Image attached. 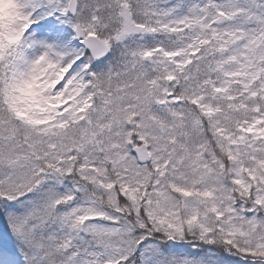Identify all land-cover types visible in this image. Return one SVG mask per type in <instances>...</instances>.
<instances>
[{
	"label": "snow or ice",
	"instance_id": "1",
	"mask_svg": "<svg viewBox=\"0 0 264 264\" xmlns=\"http://www.w3.org/2000/svg\"><path fill=\"white\" fill-rule=\"evenodd\" d=\"M0 264H264V0H0Z\"/></svg>",
	"mask_w": 264,
	"mask_h": 264
}]
</instances>
